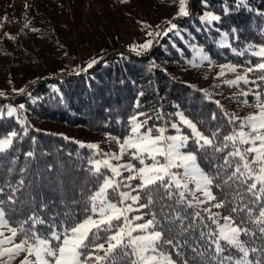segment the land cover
I'll list each match as a JSON object with an SVG mask.
<instances>
[{
    "label": "trees",
    "instance_id": "1",
    "mask_svg": "<svg viewBox=\"0 0 264 264\" xmlns=\"http://www.w3.org/2000/svg\"><path fill=\"white\" fill-rule=\"evenodd\" d=\"M192 2L194 6L189 15L175 19L178 28L162 35L160 41L146 52L117 51L77 74L54 76L31 85L27 94L0 98V138L13 131L17 133L12 144L0 151V202H3L12 226L36 215L44 221L36 226L37 230L47 234L51 225L62 228L83 219L89 197L108 173L107 169L100 173L94 171L92 159L97 154L93 149L82 147L79 141L60 132L34 126L22 114V104L42 118L82 124L95 131L119 136L129 134L130 117L134 115L147 121L145 127L155 130L169 126L178 118V111L196 123L205 135L217 133V146L225 143L224 136L237 130L236 125L229 122L231 116L238 114L227 104L228 99H216L207 89L179 78L171 72V64L164 61L186 66L195 48H202L215 61L258 64L262 58L254 56L252 50L264 44V0ZM198 6L220 19L202 20L195 14ZM222 32L228 34V43L224 45L220 42ZM254 75L261 73L254 72ZM222 87L228 88V85ZM260 89L264 94V84ZM8 105L17 107L21 114L8 115ZM20 117H24L23 123ZM183 130L190 134L191 130L186 126ZM185 149L195 152L202 169L214 177L211 191L217 199L211 202H226L224 207L217 209L224 215H233L237 222L249 221L245 226L255 235L241 234L240 239L246 247L257 249L249 252L252 264H264V234L243 210L245 205H250L254 219L260 205L252 203L251 194L240 181L225 183L226 173L230 174V170L220 167L226 153L232 151L231 145L224 152H217L212 147L200 149L189 139ZM136 190L141 195L137 204H147L145 193ZM180 191L173 188L168 195L163 187L153 188L154 203L137 210L144 219L157 213L167 238L173 239L174 244H164L162 251L171 254L179 264H220L229 256L231 261L225 260L224 264H232L242 254L232 247H226L220 254L214 251L209 233L217 231V226L209 219L210 211H205L206 206L197 203L189 191L182 200ZM9 197H12L11 201ZM109 197L117 200V192L110 190ZM233 207L240 210L232 214L230 209ZM117 264H131V259L119 257Z\"/></svg>",
    "mask_w": 264,
    "mask_h": 264
},
{
    "label": "snow or ice",
    "instance_id": "2",
    "mask_svg": "<svg viewBox=\"0 0 264 264\" xmlns=\"http://www.w3.org/2000/svg\"><path fill=\"white\" fill-rule=\"evenodd\" d=\"M187 3L188 0H179L177 16L189 15ZM201 19L218 21L220 17L206 12ZM166 23L170 26L169 31L176 28L171 20ZM144 27L150 26L145 24ZM163 34L166 35L167 32ZM147 35L153 37L160 36L161 33L148 32ZM152 44L153 40L149 39L143 44L130 47L131 50L139 52L148 50ZM252 54L261 57L264 61V45L258 46ZM202 59L207 61L209 57L205 55ZM97 62L93 59L87 67L91 68ZM226 71L235 72L236 66L221 65L217 76H224ZM252 72H260L261 75L256 80H249L248 73ZM241 82L253 84L259 89L261 84H264V62L248 67L244 75L224 81L230 86H239ZM14 91L23 93L25 90L21 88ZM248 94L245 92L241 95ZM252 94L257 100L256 113L243 119L231 116L229 122L236 125L237 130L224 136L225 143L220 146L215 144L217 133H212L211 136L205 135L198 129L197 124L187 119L183 113H177V115L181 124L191 130L190 135H184L181 132L180 124L171 125L176 129V135H165L167 131L165 127L155 130L145 128L147 121H140L134 115L130 117L129 135L124 137L122 142L120 138H113L119 145V153H104L98 144L85 145L80 142L82 147L91 148L102 156V159L92 162L94 171L100 173L101 169H107L111 173L109 176L102 177V183L89 197V206L85 209L86 215L83 219L62 228L51 225L50 231L45 234L37 230L36 226L44 224V221L36 215L12 226L3 202H0V264H11V261L21 253L25 256L20 264H117L118 258L122 256L129 257L131 264H175L171 254L162 251L164 244L173 245L174 241L167 238L165 231L161 228L160 220L157 219V213H152L151 218L147 220H144L143 216L129 217L128 213L136 210L133 204L141 199L140 191H136L133 195L130 191L120 189L131 187L122 181L138 180L139 183L135 188L142 190L148 201L147 204H139V208H146L154 203L151 194L153 188L163 187L168 195H171L170 190L173 188L181 189L179 196L182 200L185 199V193L190 191L188 180L191 179L195 183L196 190L201 192L207 201H215L217 198L211 192L214 177L200 167L195 152L182 151L187 147L189 139L194 140L200 149L212 147L217 152H224L231 145L232 151L226 153L223 158L224 163L220 166L230 170V174L226 173L225 183L240 181L245 185L246 191L252 196V203L259 204L260 207L254 219L251 218L253 209L250 205H245L243 210L249 213L250 222L257 225L258 231L264 234V99H262L264 94L260 91ZM0 95L4 93L0 92ZM243 102L247 104V100ZM215 103L219 105L220 101ZM23 107L24 105H20L21 109ZM15 111L14 108L10 109L8 115H12ZM225 115L228 114L225 113ZM245 128L248 130L245 131ZM16 136L17 133L13 131L7 137L0 138V151L7 149ZM244 145L247 147H243ZM125 155L138 160L141 166L137 167L131 162L113 163V161H121ZM146 160L150 163H146ZM174 168H182L183 176L174 172ZM125 171L130 175L124 177ZM110 190L117 192L116 201L110 199ZM11 200L12 197H9V201ZM127 201L132 203H126ZM196 202L205 203L203 200ZM225 203L221 200L215 203L214 207H224ZM239 210L233 207L230 212L235 214ZM205 211L210 210L206 208ZM209 219L217 226V231L209 233L214 251L220 254L225 252L226 247L235 248L242 255L232 264H252L248 259L249 252H255L257 249L246 247L240 239L241 234L250 237L255 235L249 227L245 226L249 221L237 222L233 215H229L223 217L224 223L220 224L216 214H210ZM135 221L143 222L135 223ZM25 224L28 225L27 228ZM6 232L10 235H6ZM101 233L104 235L101 236ZM231 259L230 256L224 257L220 264Z\"/></svg>",
    "mask_w": 264,
    "mask_h": 264
},
{
    "label": "rangeland",
    "instance_id": "3",
    "mask_svg": "<svg viewBox=\"0 0 264 264\" xmlns=\"http://www.w3.org/2000/svg\"><path fill=\"white\" fill-rule=\"evenodd\" d=\"M192 1L188 0L187 3L189 13L193 10ZM178 9L179 0H0V92L4 93L0 95V98L27 94L31 85L54 76L77 74L89 69L87 65L93 59L102 62L108 55L117 51L136 54L146 52L147 50L133 51L130 46L143 44L149 39L153 40L152 46L158 43L163 33L169 32L170 26L166 21L171 20L178 28L175 19L182 17L177 16ZM206 12L211 11L202 6L195 9V14L200 17ZM173 17L176 18L173 19ZM145 24L150 27L145 28ZM148 32H160L161 35L150 37L147 35ZM6 33L8 35H5ZM220 42L222 45L228 43L226 32H222ZM258 46L252 52L256 51ZM192 53L191 60L186 66H179L177 63L168 61L164 63L171 64L170 70L173 74L207 89L212 97L228 99L227 104L233 106L234 112L242 119L256 113L257 100L252 93L262 92L260 88L257 89L255 85L243 82L239 86L227 84L228 88L222 87L226 84L225 80H233L238 75H244L247 68L254 65L215 61L202 48H195ZM205 55L209 57V60L202 59ZM261 62L264 61L261 59L259 63ZM221 65H234L236 71H226L224 76H217ZM257 77L254 72L248 73L249 80H256ZM257 83L260 82L257 81ZM21 88L25 90L23 93L14 91ZM245 92L249 94L241 95ZM245 100L247 104L243 102ZM13 108L16 109L13 113L15 116L21 114L18 108L12 105L7 106V113ZM22 109V114L34 126L60 132L85 144H98L104 153H119V145L113 138H120L122 142L123 138L129 135L119 136L107 131H95L82 124L72 125L62 120L42 118L32 114L25 106ZM178 113L182 112L178 111ZM19 119L23 121L24 117ZM172 124H180L181 132L184 135H190L183 130L184 125L181 124L179 116L169 126H160L167 129L165 135H176V129L171 127ZM247 130L245 128V131ZM182 151L193 152L186 149ZM94 152L96 153L95 150ZM98 159H102V156L97 154L92 162ZM127 162L137 167L141 166L138 160H133L128 155H125L121 161H113L114 164ZM146 163L150 161L146 160ZM173 171L183 176L182 168H174ZM109 175L111 173L108 171L106 176ZM128 175H130L129 172H123L124 177ZM122 183L129 184L131 187L120 190L136 194L135 186L139 183L138 180H125ZM188 185L189 192L196 200L205 201L201 204L210 210V214H216V219L223 224V217L228 215L222 214L214 207L215 202L207 201L206 197L196 190L194 181L189 179ZM133 208L136 210L128 213L129 217L143 216L137 211L139 209L137 203L133 204ZM142 222L135 221V223ZM6 235L10 233L6 232ZM24 256L25 254L21 253L11 261V264H20ZM237 259L239 258L235 260ZM174 261L175 264H179L176 260Z\"/></svg>",
    "mask_w": 264,
    "mask_h": 264
},
{
    "label": "water",
    "instance_id": "4",
    "mask_svg": "<svg viewBox=\"0 0 264 264\" xmlns=\"http://www.w3.org/2000/svg\"><path fill=\"white\" fill-rule=\"evenodd\" d=\"M183 17V16H182ZM157 44V42L155 43V45Z\"/></svg>",
    "mask_w": 264,
    "mask_h": 264
}]
</instances>
